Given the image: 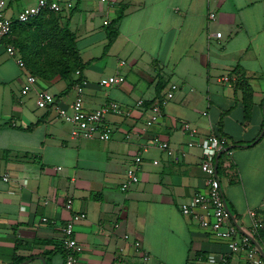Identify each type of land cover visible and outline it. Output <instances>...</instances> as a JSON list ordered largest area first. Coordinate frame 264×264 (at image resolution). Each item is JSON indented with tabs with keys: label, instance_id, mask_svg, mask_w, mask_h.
<instances>
[{
	"label": "crops",
	"instance_id": "1",
	"mask_svg": "<svg viewBox=\"0 0 264 264\" xmlns=\"http://www.w3.org/2000/svg\"><path fill=\"white\" fill-rule=\"evenodd\" d=\"M2 1L15 18L36 0ZM73 6L69 16L68 8L62 12V23L75 33L88 62L79 72L85 79L83 106L114 99L125 112L106 116L112 127L108 140L73 137L71 124L35 99L45 89L69 105L75 96V82H69L78 74L36 76L21 94L29 70L11 41L16 30L0 37V174L10 176L0 178V264H64L61 225L73 211L86 213L74 225L83 246L76 264H217L226 245L179 205L205 187L201 143L213 131L231 145L230 154L223 151L218 158L231 220L249 233V210L258 218L264 214V0H74ZM120 6L117 35L104 50L105 26ZM8 43L15 54L7 52ZM115 73L124 80L100 83ZM171 83L177 88L167 100ZM154 102L161 115L147 123V107ZM184 124L196 130L193 146L187 145ZM154 136L166 139L174 155L161 151ZM136 154L142 156L139 180L121 190ZM67 197L71 209L65 207ZM141 251L148 254L146 262ZM17 257L24 259L16 263ZM231 262L249 264L240 253Z\"/></svg>",
	"mask_w": 264,
	"mask_h": 264
},
{
	"label": "built area",
	"instance_id": "2",
	"mask_svg": "<svg viewBox=\"0 0 264 264\" xmlns=\"http://www.w3.org/2000/svg\"><path fill=\"white\" fill-rule=\"evenodd\" d=\"M74 0H36L34 3L28 4L20 8L15 18L5 13V4L0 0V37L8 36L11 32L13 20L25 22L30 18L40 14L43 11H64L66 8H71ZM212 18L214 12H210ZM107 23V21H104ZM215 35L219 37L220 31H216ZM6 50L9 54H15V47L12 43L6 45ZM21 62V59L18 58ZM79 74V70L75 71ZM222 79H227V76H222ZM124 80L121 73L110 74L103 78L100 83L104 86H112L119 84ZM36 81V76L26 71L25 81L20 88L21 94H26ZM85 79L81 78L75 82V96L69 105H63L57 101L54 95L45 90L38 89L36 91V105L41 108H51L55 111L58 118L71 124V135L76 138H98L108 140L111 137L112 127L106 123L105 118L108 114H123L125 112L122 104L114 99H108L101 105L86 109L83 106V87ZM177 88L176 83H171L164 92V98L168 99L173 95V91ZM138 105L143 104L142 99L136 101ZM147 123L156 121L161 115V107L158 102H154L147 107ZM184 129L189 134L188 146H193L196 143V130L184 124ZM154 144L167 155H174V150L166 139L154 136L152 138ZM229 140L224 135L216 134L215 132L208 133L201 143V153L199 167L205 173V187L194 192L187 201L179 205L180 212L196 222L200 227L208 231L214 238L219 239L226 245V252L220 253L216 259L217 264H232L231 256L240 253L249 264H264V257L259 252L256 245L248 237L247 234L253 236L256 227L259 225L257 212L253 209L249 210L251 217V229L249 233L238 229L236 224L231 220L229 212L225 206V198L220 182V174L217 170L218 159L216 155L225 147L229 146ZM225 153L230 154L231 148L225 149ZM153 159V163H157ZM142 164V156L136 154L127 165L124 178L120 183V189L126 190L132 184L139 180V170ZM227 165V164H226ZM9 174L3 172L0 174L2 180H8ZM65 207L71 209L72 198L67 197ZM86 217L83 211H73L61 225V241L65 248L64 264H76L78 254L82 251V244L75 238L74 225L81 219ZM46 219L45 216L42 217ZM136 250L141 249L140 242L134 241ZM264 247V246H263ZM264 251V249H262ZM141 257L146 262L148 254L141 251ZM210 261H215L210 258Z\"/></svg>",
	"mask_w": 264,
	"mask_h": 264
},
{
	"label": "trees",
	"instance_id": "3",
	"mask_svg": "<svg viewBox=\"0 0 264 264\" xmlns=\"http://www.w3.org/2000/svg\"><path fill=\"white\" fill-rule=\"evenodd\" d=\"M122 8L120 6L116 16L105 26L107 42L104 45V50L117 35L115 23L121 15ZM74 9L75 6L69 8L67 16ZM63 17L64 15L60 11L46 10L25 22L17 20L12 22L11 31L16 30V36L11 41L19 48L26 68L35 76L45 80L56 75L67 78L76 70L81 72L88 64L81 58L76 45L75 33L68 27L67 23H62ZM79 79H81L80 74L71 79L69 84L77 82ZM242 88L244 89V87ZM160 89L161 86L156 84L157 94ZM245 96L248 97V94L246 93ZM256 137L257 135L249 142H254ZM217 170L219 172V163ZM253 238L264 249V214L259 218V225L253 233ZM23 259L24 257H17L15 262Z\"/></svg>",
	"mask_w": 264,
	"mask_h": 264
},
{
	"label": "water",
	"instance_id": "4",
	"mask_svg": "<svg viewBox=\"0 0 264 264\" xmlns=\"http://www.w3.org/2000/svg\"><path fill=\"white\" fill-rule=\"evenodd\" d=\"M262 112H263V116H264V102H263V104H262ZM263 130H264V123H263L262 130H261V131H263ZM261 133H262V132H261ZM230 146H231V145H229V146L225 147L224 149L220 150V151L218 152V154L216 155V159H218V158H219V155H220L225 149H228ZM225 206H226L227 211L229 212V215H230L231 219L233 220V215H232V213H231V211H230V209H229V207H228L226 201H225ZM233 221H234V220H233ZM234 223H235L236 226L238 227L237 223H236V222H234ZM238 229H240V228L238 227ZM247 235H248V237L253 241V243H254V244L256 245V247L258 248L259 252H260V253L262 254V256L264 257V251L262 250L261 246L256 242V240L253 238V236H251V235H249V234H247ZM23 263H24V262H21V263H18V264H23Z\"/></svg>",
	"mask_w": 264,
	"mask_h": 264
},
{
	"label": "rangeland",
	"instance_id": "5",
	"mask_svg": "<svg viewBox=\"0 0 264 264\" xmlns=\"http://www.w3.org/2000/svg\"><path fill=\"white\" fill-rule=\"evenodd\" d=\"M62 12H64V11H61V13H62ZM61 21L64 22L63 19H62ZM168 79H169V78H168ZM173 79H174V77H171V76H170V80H169V81H171V80H173ZM63 80H64V79H63ZM168 84H169V82H168ZM168 84H167V85H168ZM168 87H169V86H168ZM175 90H176V89H175ZM175 90L173 91V94L175 93ZM64 94H66V93H64ZM168 99H170V98H168ZM168 99H167V100H168ZM132 158H133V157H132ZM130 161H131V160H130ZM129 163H130V162H129ZM129 163H128V164H129Z\"/></svg>",
	"mask_w": 264,
	"mask_h": 264
}]
</instances>
